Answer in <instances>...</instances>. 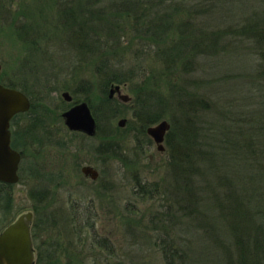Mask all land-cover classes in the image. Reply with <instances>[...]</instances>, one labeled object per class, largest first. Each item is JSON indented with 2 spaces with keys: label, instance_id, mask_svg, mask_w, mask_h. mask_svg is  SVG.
<instances>
[{
  "label": "rangeland",
  "instance_id": "obj_1",
  "mask_svg": "<svg viewBox=\"0 0 264 264\" xmlns=\"http://www.w3.org/2000/svg\"><path fill=\"white\" fill-rule=\"evenodd\" d=\"M94 1L105 4L87 38L63 20L66 3L77 0H0V84L15 85L32 105L12 123L27 146L11 191L15 213L34 210L36 264H164L163 238L177 237L188 253L177 264H238L231 232L238 215L229 218L238 209L219 208L215 195L219 186L236 195L244 190V174L260 172L251 188L264 200V0H138L135 17L118 0L89 3ZM72 11L78 12L73 5ZM148 22H154L150 32L140 31ZM183 42L186 47L171 51ZM182 51L173 64L170 52ZM115 74L121 82L109 81ZM112 84L130 101L114 96L107 102ZM81 102L95 119L94 137L63 123L62 113ZM156 117L142 133L140 127ZM162 121L171 138L165 143L164 137L159 151L146 129ZM233 127L250 144L247 156L217 160L216 152L211 158L210 138L234 140ZM185 136L196 145L192 184L194 179L203 196L195 205L197 219L189 215L181 224L173 214L166 221L159 199L141 193L173 185L177 171L169 153ZM84 166L97 171L96 180L82 174ZM93 237L107 238L114 254L97 249ZM225 250L232 251L223 263Z\"/></svg>",
  "mask_w": 264,
  "mask_h": 264
},
{
  "label": "trees",
  "instance_id": "obj_2",
  "mask_svg": "<svg viewBox=\"0 0 264 264\" xmlns=\"http://www.w3.org/2000/svg\"><path fill=\"white\" fill-rule=\"evenodd\" d=\"M82 0H77V3H71V8L68 11L67 7H70V5L68 6V4L66 3V6H64L63 9V20L66 24H71L72 26L75 25L78 27V30H80V32H83V36L85 37V35H87V38L89 36V33L87 31L90 30V22L91 20L94 22H97L99 20V16L95 15L99 12V10H101V8H99L100 6H102V4L99 5V2L92 3V5L89 3V0L87 1V5L80 3ZM116 1V0H114ZM121 3V6H123L124 11L126 13H130L132 14L134 17L136 15L137 11H140V5H137V1L138 0H118ZM105 2V1H104ZM72 5L78 10V12H73L72 11ZM140 6V7H139ZM98 8V9H97ZM122 8V9H123ZM120 10V9H118ZM122 12V10H121ZM95 16H97L95 18ZM140 17H142V14H139ZM78 19H83L82 20H78ZM84 22H85V27H84ZM76 23V24H74ZM154 22H148V24H146V26L144 27L145 31L142 30V28L140 29V31L142 32H150V30H147V28L149 29ZM163 23L164 26L168 25L169 23H166V21L164 20L163 22H161V24ZM183 28V27H180ZM179 28V31H181V29ZM145 33H142L141 36H139V38H142V40H145L146 37L145 35H143ZM264 34V33H263ZM262 34V35H263ZM90 38V37H89ZM210 39H213L210 36ZM83 42V41H82ZM87 42V41H86ZM84 42V43H86ZM181 45V46H180ZM180 45H177V47H175L174 49H171V51L174 50H178V48L186 47V42L181 43ZM185 45V46H184ZM176 50V51H177ZM179 51V50H178ZM177 51V52H178ZM183 53V51L180 54L177 55H173L171 52V56L173 57L172 62L173 64H176L178 62H180V59L182 58L181 54ZM176 66V65H175ZM114 77L113 79L109 80L110 82H121L122 79L119 78L118 75H114L111 76ZM108 81L106 82V87L108 86ZM8 87H12L15 88V85H11V84H6ZM107 102H110L109 98H107ZM32 109V105L31 108ZM222 109V107H221ZM220 111V107L218 109ZM30 111V110H29ZM24 115V114H22ZM251 116H248V118ZM138 118V116H137ZM140 118V117H139ZM141 119V118H140ZM143 120V119H142ZM158 121V117L156 118H152L151 120H148V122H146V124H143V126L140 127V130L142 133H144V129L143 127H145V125H152L155 124ZM195 123V122H193ZM243 123V122H242ZM251 123V122H250ZM250 123L248 122L247 124L245 123L244 125H242L243 127H241L240 129L244 128V127H248L250 125ZM246 127V128H247ZM201 128V127H200ZM239 128H235L233 127V130H236L235 132L233 131L234 137L235 139H231L228 141V136L229 135H225V137H223V139L221 138H215V139H211V143H207V150H208V154L211 156V158L215 157L216 152L219 153L220 157L217 159H230L235 160L238 159L240 157H242L243 155L249 153V146L250 144L247 141V138L242 134L244 132H238ZM183 130H180L177 134V136L182 132ZM27 132V131H26ZM230 133V132H229ZM220 134H228V132L226 131H221ZM233 135V134H232ZM241 137V140H236L237 137ZM171 138V134H167L165 136V143ZM245 139H246V143H245ZM178 143L180 144L179 146L176 144L175 148L173 150L170 151L169 153V165L171 166V170L172 172L177 171L176 175H173L175 178V181L173 183V185L169 188H166V186L162 187L158 184L153 185L151 190H143V192L141 193L142 197H150L151 195H154V198L159 199V205L161 204V207H163V210L161 211L162 213H160L162 216H164V218L166 219V221H169L171 218L169 217L170 214H173V216H178L180 217V223L182 224L181 219L183 220V218H188L189 215H193L196 219L198 217V215H196V213L199 211L195 208L196 203L199 202L200 197L203 196V192L198 190V185L195 183L194 179H193V183L192 184V176L195 174H198V167L196 168L195 166V162H196V155L194 153V147L196 146L193 140H191L189 137L187 138L186 136L184 138H181L178 140ZM194 144V145H193ZM205 147V148H206ZM177 148V149H176ZM197 150V149H196ZM197 153V151H196ZM206 153V152H203ZM216 160V161H217ZM231 161H229L228 163H230ZM247 162L248 161V157L246 159H243L242 162ZM174 170V171H173ZM200 173V171H199ZM194 175V176H195ZM260 175V172H257L256 176L253 175V173L251 174H244L243 176V183H244V190H238L236 189V195H230L228 193H224L221 190V187L219 186V193L217 195H215V197H217L218 199H220L222 202L218 204L219 208H233L235 207L234 211L236 209H238L234 214H232L229 218L232 219V221H234L235 215H238V221H236V225H235V230H232L231 232L233 233V236L235 237V240H237V244H238V248H236V250L234 251V254L236 256L237 259V263L238 264H264V237H261V235L264 236V200L261 202L259 200V193H258V188H251L252 185H256V183L258 182V177ZM193 176V178H194ZM177 179H180V183ZM221 184H225L226 183L224 181L221 182ZM146 186V185H145ZM197 187V188H196ZM245 187L249 188L246 189ZM232 189H230L231 191H229L230 193L232 192V190L234 189L233 187H231ZM239 188H242V185H240ZM169 189V190H168ZM158 191H163L160 193H157ZM250 204L254 205L253 208L250 207ZM253 209V210H251ZM219 210V209H217ZM246 210L245 214L241 213L240 211H244ZM223 213V210H220ZM175 214V215H174ZM230 213H226V219L228 217ZM245 216H249L248 220L243 219ZM193 217V218H194ZM228 220V219H227ZM246 222H248L249 229H247V225L245 224ZM162 223V222H161ZM235 224V223H233ZM253 224V225H252ZM92 227V225H88V228L90 229ZM154 228H158V226H156V224H154ZM241 230V232L239 233V231ZM254 230V231H253ZM246 232V233H245ZM231 233V234H232ZM241 235V237H240ZM242 237H245L246 241L244 242V239ZM35 239V238H33ZM94 241V246L97 249H101L104 251H106L107 255L114 254V250H111L112 248H110V246L108 245L109 241L107 240V238H96L93 237L92 238ZM185 241L184 238L180 239L179 237H177V239L174 241L173 239H166L163 238L164 244H163V250H161V258H162V262L164 264H177V261L182 259V261H185V259H187V254L184 252V250H181V242ZM244 242V243H243ZM243 243V244H242ZM185 246V245H182ZM180 247V249H179ZM260 249V250H259ZM181 250L182 253H180L179 251ZM228 251L231 252L232 250H225L224 254L221 255V261L223 263H226V261L229 259L228 256ZM180 253V254H179ZM178 254L180 257H178ZM183 256V257H182ZM179 262V261H178ZM232 263V262H231ZM229 263V264H231ZM235 263V261H234Z\"/></svg>",
  "mask_w": 264,
  "mask_h": 264
},
{
  "label": "water",
  "instance_id": "obj_3",
  "mask_svg": "<svg viewBox=\"0 0 264 264\" xmlns=\"http://www.w3.org/2000/svg\"><path fill=\"white\" fill-rule=\"evenodd\" d=\"M117 97L123 103L130 98L123 94L119 85L112 84L108 92V98ZM62 97L66 102L71 101L68 93ZM31 108L29 98L20 90L6 87L0 84V181L16 183L18 181V165L20 155L9 148V121L19 113H26ZM65 127L71 132H79L88 137L96 135V122L86 102H81L70 107L61 115ZM123 120L119 125H123ZM169 129L166 121L148 127L146 133L152 137L159 151L163 150L162 143ZM85 177L96 180L98 173L90 166L81 168ZM33 213L25 211L20 213L15 221L0 234V264H33L34 250L29 232V223Z\"/></svg>",
  "mask_w": 264,
  "mask_h": 264
},
{
  "label": "flooded vegetation",
  "instance_id": "obj_4",
  "mask_svg": "<svg viewBox=\"0 0 264 264\" xmlns=\"http://www.w3.org/2000/svg\"><path fill=\"white\" fill-rule=\"evenodd\" d=\"M21 114H25V113H19L17 115H15L10 121H9V127H8V131H9V148L13 151H16L19 153L20 155V161H19V165H18V171H17V175H18V181L20 180L19 177V166H20V162L22 160V149H24L27 146V142H26V135H21L18 134L12 126L13 121L16 119L17 116L21 115ZM18 181L16 183H18ZM16 183H7V182H3L0 181V234L4 231V229H6L9 225H11L15 219L17 218V216L25 211H31L33 213V217L31 222L29 223V232H30V236H31V240L32 238V228H33V220H34V210L32 209H23L18 211L17 213H15V209L13 206V201L14 198L12 196V187L16 184ZM34 250V248H33ZM35 254V258H34V263L36 264V260H37V253L34 251Z\"/></svg>",
  "mask_w": 264,
  "mask_h": 264
}]
</instances>
